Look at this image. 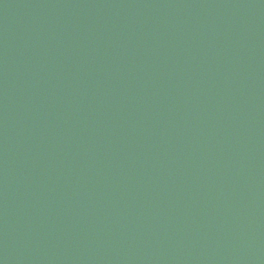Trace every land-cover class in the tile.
<instances>
[{"label": "water", "instance_id": "obj_1", "mask_svg": "<svg viewBox=\"0 0 264 264\" xmlns=\"http://www.w3.org/2000/svg\"><path fill=\"white\" fill-rule=\"evenodd\" d=\"M0 264H264V0H0Z\"/></svg>", "mask_w": 264, "mask_h": 264}]
</instances>
